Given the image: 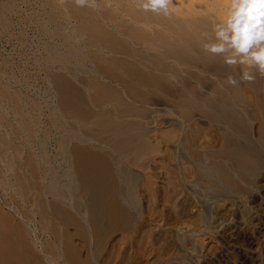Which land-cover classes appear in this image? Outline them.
<instances>
[{
	"label": "bare ground",
	"instance_id": "1",
	"mask_svg": "<svg viewBox=\"0 0 264 264\" xmlns=\"http://www.w3.org/2000/svg\"><path fill=\"white\" fill-rule=\"evenodd\" d=\"M53 1L56 11H46L44 4L37 10L39 17H47L38 20L35 28L34 62L43 70L62 67L82 86L66 76H55L54 72V80L49 83L56 91V100L51 104L45 96L44 101L50 106L51 127L58 135L55 151L51 155L46 143L38 140L35 146L38 153L27 164L34 180L22 174L15 182H7L9 187H15L16 195L25 202L29 200L34 207L29 214L18 213V225L23 226L20 231L23 245L13 230L16 222L9 217L3 221L5 230H10L5 233L7 244L15 254L14 264H57L61 257L65 264H150L146 253L154 251L155 245L148 250L151 236L148 241L144 236L139 242L135 237L140 232L145 234L148 225L143 203H147L151 217L154 214V218L162 217V208L153 206L159 198L155 190L160 187L155 188L151 175L142 179L131 168L134 165L126 163L128 155L156 156L162 151L161 146L168 141L173 143L169 152V177L166 175L169 200L187 186L194 188L193 191L189 187L197 198L191 201L192 205L194 201L200 202L198 195L205 198L246 192L254 180L264 177V76L253 70L254 80L233 86L227 78L232 75L239 81L240 68L234 70L221 56L204 50L205 34H213V25L225 12L222 0H172L175 10L170 7L167 16L146 11L142 7L144 0H86L83 6L77 0ZM8 12L15 13L13 8L0 9V25L10 22ZM18 37L22 44L26 43L24 32ZM105 52L122 56L106 57ZM78 72L90 73L94 78L86 80ZM42 76L46 81L52 79L45 73ZM152 86L175 100L171 105L166 103L165 113L185 119L199 110L207 116L211 130L198 131L205 138L203 146L197 140V131H185L181 121L170 123L168 129L159 127V121L151 116L152 110L146 105L157 104L147 90ZM88 97L91 102L99 103L101 112L92 109ZM111 100L109 107L105 101ZM32 107L30 111L23 109L21 114L15 113L20 116L19 132L26 133L24 138L34 149L38 121L33 112L39 110V105L33 103ZM67 114L72 115L71 122ZM90 115L96 119L99 127L96 130L82 126ZM122 116L133 119L124 120ZM153 123L156 125L151 127ZM93 146H99L102 151L93 152ZM165 165L161 168L165 169ZM190 212L185 213L187 219L181 223L196 225L199 222ZM38 233L48 234L54 240L47 247L38 245ZM77 238L83 244L81 247L75 244ZM158 247L152 252V263L160 262V257L169 259V247ZM12 261L11 258L13 264Z\"/></svg>",
	"mask_w": 264,
	"mask_h": 264
},
{
	"label": "rangeland",
	"instance_id": "2",
	"mask_svg": "<svg viewBox=\"0 0 264 264\" xmlns=\"http://www.w3.org/2000/svg\"><path fill=\"white\" fill-rule=\"evenodd\" d=\"M53 3L55 4V1L53 0H0L1 10H10L11 8H13L15 11V13L8 12V15H9L8 18L10 20L9 23L5 24L4 26L0 25V136H1L0 139L2 140V141L0 140L1 141L0 143V148H1L0 149V213H1L0 216L2 215V217H0V219L2 218L0 220L1 221L0 226L4 224V226L2 225V227H0V231H1L0 233L2 234L0 236V241H1L0 250L2 249L0 251V258H1L0 260L9 259L11 261V258H12L13 264L16 263L15 260L13 259L15 254L11 252L7 244L8 240H6L7 239L6 236H8L7 234L9 233L7 231H10V230H8L7 228H6L7 230H5L6 223L4 222H6V220L8 221L9 218H10L9 220L16 222L17 226H14L13 230H14L15 235L18 237V242L20 244L22 240V238L20 240V231H21V227L23 226L18 225L20 221V216L18 213H26V214L28 213L29 214V212L31 213V209L33 210L34 207L32 206V204H30L29 200H26L25 202L24 199L19 197V195H16L17 193H14L15 187L13 188L9 187L7 185V182L8 181L15 182V179L22 174H24L26 177L29 176L32 181L34 180V178L30 176V172H29V168L27 167V164L30 163L29 160L31 161L35 159L33 157L34 153L35 154L38 153L35 150L38 144L37 142L38 140L42 139L46 143L47 151L51 155H53L55 151L54 148L56 146V140H57L58 135H57L55 128L51 127L53 126L51 122L52 113H50V109H49L50 106L48 107V104L45 103L44 99L46 98V101L48 100L47 102L51 104L52 102H54V100H56V98H54L56 97V94H55L56 91L54 92L53 85L49 83L50 81L52 82L54 80L53 76L55 74H56L55 76H59L63 78H65L64 76H66V78H71L69 73H67L68 71L62 67L57 68V69L48 67L43 70L42 68L38 69L37 68L38 66H36V63L34 62L35 57L33 56L37 55L36 47L34 43V40H35L34 34H36L35 28H37L36 26L38 24L37 23L38 20H42V17L44 16L47 17V15L39 17L37 10L39 8V5L44 4L43 6L45 7L46 11L50 9H53L54 11H56ZM22 32H24L26 36L24 40L26 42L25 44H22L20 42V38L18 37V34ZM105 54L107 53L105 52ZM105 56L106 57L110 56L111 58L112 57L118 58V57H121L122 55L117 54V52L115 53L109 52ZM44 73L47 75H50L52 79L51 80L48 79V81H46L47 80V79L45 80L46 77L42 76ZM78 76L79 77L82 76L84 79H86L87 77H90L89 80L91 79V77L94 78V76L90 75V73L84 74V72L82 74L81 72H78ZM71 80L73 81L75 85L78 84L77 86L79 87L82 86V84L74 80L73 77L71 78ZM147 90L150 93L149 96L156 99L157 104H153V105L146 104V105H148V107H150L152 110L151 116H153L154 119H157L159 121L158 124L160 128H162L163 130L168 129L171 126L170 123H174V121H181V123L186 129L185 131H188V130H191V131L193 130V132L197 131L196 137H198L197 140L199 141V144L202 146L205 144L204 136L200 135L198 131L202 130L203 128L204 129L210 128L209 130H211V127L208 126L207 116L205 117V115H202V112H200L199 110H195V112L193 113L194 115L191 116V118H185V119H182L176 116L174 113H169V112L165 113V110L163 108L165 107L167 108L166 103L168 105L170 103L171 105L172 101L174 103L175 100H173L169 96V93L164 92L161 89L154 90L153 86L148 88ZM43 92L44 94H42ZM91 94H93V92ZM50 95H52L53 98L52 96L50 97ZM89 97H88L89 100H87V102H89L88 104L90 106L92 105L91 106L92 109H94L98 113L101 112L102 110L100 111V108L98 107L100 106L99 103L97 104L96 102L94 103L91 102L92 100ZM15 99H18V101L19 99H21L23 100L22 101L23 103L21 102V100H20L21 103H19ZM33 103H36L39 105V108H38L39 110H37L36 112H33V114L37 116V121H38L37 127H36L37 132L34 137L31 135V137L34 138L33 140H35L34 147L35 146L36 147L34 149H32L33 145H30L26 142L25 140L26 133L21 134L19 132L20 124L17 123V120L20 119V116H18V114L15 113L17 111L19 114H21V111L23 109H24L23 111L32 110ZM7 104H9V106H7ZM105 104H108L109 107H112V100L107 101V103L105 101ZM113 104L115 103L113 102ZM22 105L23 106L25 105V106L21 107ZM155 108L157 111H155ZM179 109H182V108H179ZM67 115H68V118H67L68 121L71 122V120L73 119L72 115H69V114ZM86 118L87 119L85 120V123H83L82 125L83 128L84 126L85 127L88 126L86 128L91 129V130L92 129L96 130V128H99L97 125V122L94 121L96 120L94 119V117H91L90 115L89 117L87 116ZM121 119H124V120L131 119L132 120L133 118L122 116ZM134 119L137 121L138 120L141 121V118H134ZM166 120L168 122H165ZM154 124L155 123L151 124L153 126L151 125L150 126L154 127L156 125ZM181 135H185V134L182 133ZM167 143L161 146L162 151L156 154V156L153 154V156L151 157V153H150V156H149V153L148 154L146 153L147 156L142 154L143 157H140L142 156L141 154H139V156L138 154H135L136 156L134 155L133 157L132 155L131 156L128 155L130 158H128V161H126V163L128 162V164L130 162L129 166L134 165L131 168L137 171V173L141 175L142 179H145L147 175H151L152 179L155 182L153 183L156 185L155 188L160 187V188H157L156 190L154 189V187L152 188L156 191V197L158 196L159 197L158 199H160L161 197L160 200L156 199L157 201L156 200L154 201L155 198L153 199V201L156 202L154 203L153 206L155 207L157 205V207H159L160 209L162 208L163 210L162 217L160 216L159 218H157L158 217L157 216L154 218V216H156L155 214L153 217H151L149 214L148 208H147V203L146 202L143 203L142 209L145 210V211L143 210V214H145L144 220L148 222L147 223L148 225L146 226V230H145L146 233L144 234L143 232L142 233L140 232L138 236L135 237V239H136V242H139V241H142V239L146 238V237L145 238H142V237L147 236L145 240L148 241V239L151 236V238L149 239L150 242L154 243L155 241V243L154 244L151 243L149 245L150 248H148V250L151 249L152 245H155V246H152L153 247L152 249H154V251L151 249L152 252L154 253L156 252V248L159 245H162V246L164 245L166 248L169 247V259H167V256L165 257L162 256L163 258H166V259H162L160 257L161 259L160 262L156 261L155 263H152L154 259V257L152 256V252L147 251L146 255L147 256L149 255L147 257L149 263L150 264H158V263L164 264V262L165 263L168 262L166 264H264V204H263L264 203V181H263L264 177L254 180L253 185L249 186V189L245 190L246 192L240 193V194H231V195L222 194L219 196L210 195L211 197L206 196L205 198L204 196H200L196 194L200 198V202L198 203V202H195L197 198H195V193L193 192L194 188L187 186L188 188L183 187L184 189L183 188L182 190L180 189L181 191L179 190L173 196V198L169 200V190H168L169 184L167 183L169 182L168 181L169 180L168 178L169 177V162H170L169 152L174 147V145L173 143L169 141ZM221 143H223L222 139H221ZM81 145L84 146L83 144ZM92 148H93L92 151L95 153L102 151L99 148V146H96V147L93 146ZM146 157H147V160L145 159ZM139 158L141 160H139ZM158 159L163 162H160ZM129 160H132V161H129ZM133 160H134V163H133ZM179 160L181 161L183 160L182 162H184V159L182 158ZM164 162L166 163V165ZM141 163L142 165L143 164L145 165L142 166L140 165ZM163 164L165 165V169L167 168L166 169L167 171L161 168L162 166H164ZM166 172L168 174H166ZM164 186H165V189H163ZM189 187L193 191H190L191 189ZM142 189H143V186H142ZM196 189H199V187L198 188L196 187ZM162 190H164L163 191L164 194L163 192H161ZM157 194L159 195L163 194L166 199H163L164 198L163 195L159 196ZM141 195L147 196V194H144V192H141ZM30 196L31 194L29 195V197ZM41 196L45 198L44 195H41ZM252 197H255V200L253 199L254 201L252 200ZM194 199L195 201L193 203L195 204L192 205L191 201ZM143 201H145V199ZM158 201H160L159 204H158ZM16 204L19 208L16 206ZM14 206H16L15 207L16 209L14 208ZM48 209L47 211L50 212V209L49 210ZM183 211H186V212L183 213ZM188 211H191L192 213L191 212L190 213L193 214L192 218L196 217L193 219L195 221L198 220L197 222L200 223L199 224L195 222L196 225H198V227L194 224H189L188 226V224L186 223H181L187 219V215L185 213H187ZM260 211L261 213L263 211V214H261ZM181 217L183 218L182 221H181ZM18 226L20 229L17 228ZM71 230L70 232H72ZM150 232L151 233L153 232V233L151 234ZM3 237L4 239H2ZM38 237H39L38 245H42L44 247H47V244L52 243V241L54 240V239L52 240V237L48 236V234H45V233H41V234L38 233ZM77 239H75L74 241L75 242L78 241V242L77 243L74 242V243L77 246L79 245V247H81L83 244L81 245V243L79 242L80 240L79 239L77 240ZM22 242H21V245H23ZM136 245H137L136 246L137 249L141 247L140 243H137ZM159 249H162V248H159ZM160 252L161 254L162 252L164 253L163 250H161ZM9 253H12V254H9ZM4 255L5 256L8 255V257H5ZM10 255L11 256L14 255V256L9 258ZM162 255H165V254H162ZM170 255L172 256L170 257ZM27 259L25 260L27 261ZM60 259L57 264L64 263L63 259L61 260ZM5 260H2L0 264L3 263V261L5 262ZM9 260L8 262L10 263ZM161 261H164V262H161ZM8 262H5V264H9Z\"/></svg>",
	"mask_w": 264,
	"mask_h": 264
},
{
	"label": "clouds",
	"instance_id": "3",
	"mask_svg": "<svg viewBox=\"0 0 264 264\" xmlns=\"http://www.w3.org/2000/svg\"><path fill=\"white\" fill-rule=\"evenodd\" d=\"M86 0H77L81 6ZM225 12L213 25L212 35L205 34L206 52L221 56L226 65L240 68V80L230 75L229 84L255 79L253 70L264 76V0H222ZM146 11L165 16L175 10L172 0H144Z\"/></svg>",
	"mask_w": 264,
	"mask_h": 264
}]
</instances>
